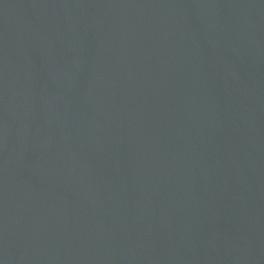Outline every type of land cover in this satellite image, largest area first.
Here are the masks:
<instances>
[{
  "label": "water",
  "instance_id": "water-1",
  "mask_svg": "<svg viewBox=\"0 0 264 264\" xmlns=\"http://www.w3.org/2000/svg\"><path fill=\"white\" fill-rule=\"evenodd\" d=\"M0 264H264V0H0Z\"/></svg>",
  "mask_w": 264,
  "mask_h": 264
}]
</instances>
